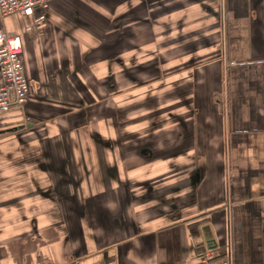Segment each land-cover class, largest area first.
I'll return each mask as SVG.
<instances>
[{
    "label": "crops",
    "instance_id": "obj_1",
    "mask_svg": "<svg viewBox=\"0 0 264 264\" xmlns=\"http://www.w3.org/2000/svg\"><path fill=\"white\" fill-rule=\"evenodd\" d=\"M46 10L0 17V264H264V0Z\"/></svg>",
    "mask_w": 264,
    "mask_h": 264
},
{
    "label": "built area",
    "instance_id": "obj_2",
    "mask_svg": "<svg viewBox=\"0 0 264 264\" xmlns=\"http://www.w3.org/2000/svg\"><path fill=\"white\" fill-rule=\"evenodd\" d=\"M52 0H0V17L22 14L32 16L39 23L46 16ZM32 30V26L27 28ZM20 35L0 29V111L22 107L29 99L30 89L24 74ZM209 249L201 256L199 264H233L231 255L215 260Z\"/></svg>",
    "mask_w": 264,
    "mask_h": 264
}]
</instances>
